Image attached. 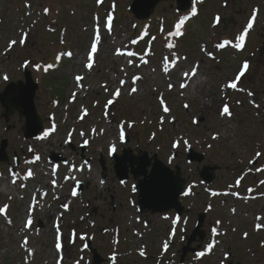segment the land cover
<instances>
[{
    "label": "rangeland",
    "instance_id": "1",
    "mask_svg": "<svg viewBox=\"0 0 264 264\" xmlns=\"http://www.w3.org/2000/svg\"><path fill=\"white\" fill-rule=\"evenodd\" d=\"M170 1L174 3V0ZM115 3L117 4L113 9L111 6ZM131 3L132 0H102L101 3L97 0H0V89L3 90L6 86L4 76L10 80L22 79L24 62L29 61L27 68L33 72L35 81L40 84L36 96L39 114L48 126L51 113H59L58 132L63 133L59 138L53 137L50 144L46 140L41 143L26 141L23 136L24 119L21 120L16 114L11 118L10 129L0 119V143L3 138L9 139L8 153L12 164L15 154L22 159L42 153L46 162L51 151L63 152L59 147H64L66 132L74 127H78L76 134L80 131L86 136H97L95 144L87 152V156L95 158H92L94 170L91 177H88V174L84 177L85 182L91 185L88 189L91 194L89 191L86 193L90 200H93L95 185L99 186L97 191L102 193L94 198L98 201L97 204L101 205L103 215L99 216L100 226L96 229L95 245L101 249L105 261L110 250L104 249L103 243L109 241L110 236H104L101 228L112 225V216L121 223L119 251L123 254V259L119 260V264L157 262L156 259L154 261L152 258L146 260L140 257L141 250L149 256L161 254L174 258L187 242L184 241L183 235L178 236L174 247H171L170 235L174 228L171 217L138 214L133 206L138 198L132 190L135 181L131 180L121 186L118 181L113 183L112 178L108 177L106 181L100 178L101 158L107 163L111 162L107 154L111 153L112 145L116 146L119 154L124 148H132L135 153L142 150L151 156L158 154L164 162L171 160V156L177 153L176 163H183L185 176L195 185L190 197L183 200V204L191 210L189 218L195 220L199 212L208 210L205 227L210 229L214 226L219 233L210 238L217 241L216 249L212 250L215 256L210 253L212 256L201 264H221L229 248L235 254L236 261H242L244 264H264V228L256 229L257 224H264V196L261 195L258 200L252 201L233 195L239 190L235 180L243 178L242 173L247 167H251L250 162L258 152L261 154L258 156L259 162L261 166L264 165V159L261 160L264 158V14L261 13L259 22L250 29L254 32L247 37L249 44L246 50L234 59L231 51L223 55L218 53L221 49L216 48L215 44L220 38L222 28H219L221 25L214 27L213 21L217 15L224 18L233 10L236 12L238 5L233 7L230 2L229 7H225V0H207L204 5L199 6L201 18L193 20L194 26H190L182 40L176 42L174 36L165 31L167 39L150 34L147 38L155 37L152 39L153 45H149V41L142 45L139 42L143 33L136 26L149 33L151 25L138 24L129 12ZM244 6L246 3H242V7ZM48 7L51 12L45 13L44 9ZM159 11L165 16L163 20L166 18V22L173 23L174 18L178 16L176 9L169 7L167 3L161 5ZM108 16L113 18L111 32L106 28ZM231 16L237 24L246 23L247 26L250 12L248 15L241 12ZM159 23L160 21H157L154 24L157 32L158 28H162ZM97 25L100 28L101 42L93 69L89 71L85 64L94 42ZM24 32L29 35L26 43L21 45L19 40ZM221 38L229 39L227 35ZM13 39L17 40V44L8 50L9 41ZM133 40L137 42L133 44ZM168 43H173L175 47L169 49ZM59 50L62 51L64 60L60 69L49 74L44 71L45 67H36L37 61L41 65H60L56 56ZM117 50L124 55H117ZM69 51L74 54L72 60L64 55ZM129 51L135 55H125V52ZM166 57L169 64L175 62V67L168 73L163 71ZM176 57L180 59L176 60ZM184 57L187 59H183ZM129 60L132 61L131 64L128 63ZM142 60H148V63L143 64ZM245 61L249 62V69L245 72L246 76L241 77L238 82V88L244 91L226 88L225 85L229 81L235 80ZM194 67L196 75L190 79L185 77L184 73H191ZM77 75L84 77L80 82L82 88L74 79ZM136 75H140L142 79L133 85V77ZM121 80L125 81L122 87ZM169 83L173 85L171 90L168 88ZM181 84H186V87L181 88ZM104 86L109 90L105 91ZM133 86L137 88V92L129 94ZM117 88L121 89L119 97L114 96ZM57 89L63 94L62 99L58 97L60 94H53ZM249 91L254 95L249 96ZM73 93H76L74 100ZM161 96L170 109L168 113L162 110ZM110 99L114 101L113 104L105 107ZM253 101L259 105L258 108L254 106ZM225 104L233 113L231 117L221 115ZM69 106L70 110L67 111ZM84 109H87L88 116L81 120ZM2 113L0 105V117ZM121 125L124 139L129 136L126 144L120 139ZM214 136L218 138L214 139ZM43 139L46 137L43 136ZM184 140L189 144L185 145ZM176 141H180V144L173 147ZM191 146L196 151L205 153L206 160L202 165L187 164L186 151ZM30 148L32 151H29ZM66 155L72 160H81L79 154L67 151ZM205 164L219 165L222 168L211 185H203L199 178V170ZM1 170L6 177L2 176L0 179V208L8 205V218L0 215V258H5L6 264H77L79 261L80 264H89L90 255L83 258L78 251L71 252L74 250L70 246V238L74 237L71 228H76L79 233L86 230V226L82 228L80 223L89 218L87 211L91 208H83L79 217V213L73 215L78 217L74 220L77 227H65L64 232L69 238V241L65 242L67 258L60 262L54 248L55 234L52 220L49 219V207L46 212L38 213L36 219L38 223V217L45 214L43 226H35L28 233L22 231L30 195L34 193V189L48 187L49 177L40 179L39 175L33 179L30 189L26 188L24 191V197L20 191L23 183L15 185L16 187L11 186L8 167L3 164ZM41 174L44 175L43 172ZM261 181H264V174L251 177V184L247 188L250 189L254 184L256 192L264 193V184L259 183ZM111 189L117 191L119 196L115 213L112 211L110 200ZM6 191H12L13 194L8 196ZM223 191H229L230 194L212 195V192ZM75 207L79 211L78 201L75 202ZM233 208L236 209L235 213ZM51 214L56 215V212ZM257 217L261 219L258 220ZM8 219L13 222L11 225L8 224ZM217 221L220 223L217 224ZM189 228L192 229L193 226ZM245 233L248 234L247 237ZM25 236L28 238V248L32 249V255L21 247ZM165 241L171 247L168 252H164ZM75 248L78 249L77 246ZM191 261L193 260L187 262Z\"/></svg>",
    "mask_w": 264,
    "mask_h": 264
},
{
    "label": "water",
    "instance_id": "2",
    "mask_svg": "<svg viewBox=\"0 0 264 264\" xmlns=\"http://www.w3.org/2000/svg\"><path fill=\"white\" fill-rule=\"evenodd\" d=\"M162 0H134L132 10L139 19H147L155 10L158 3ZM178 7L181 10H187L190 7V0H177ZM27 84L21 83L17 88L16 86H9L5 93L1 96V100H4L3 104L6 107V118L9 119L10 115L17 110L21 116H26V138L37 137L43 130L42 120L37 114L35 105V95L38 90V85L33 83L31 74H26ZM11 97H10V96ZM8 141L4 140L0 148V164L3 161H8L7 156ZM131 150H125L124 155L117 159V171L122 180L127 179V162L132 164L137 163L136 158L133 157ZM142 162L138 165V169L133 170L135 178L144 177L139 181L138 189L140 191V204L143 209L152 210L153 213L166 212L170 209H177L179 212L183 211L179 203V197L183 192L185 180L182 179L181 172H172L161 161L155 157V164L148 174L147 168L150 165L148 160V154L145 152L140 158ZM203 155L196 154L192 151L189 152L190 162H202ZM217 168L205 167L201 173L202 178L206 182H211L214 179V171ZM204 216H200V223L198 227L202 225ZM191 243V242H190ZM95 255V263H99V256L92 250ZM186 253V252H185ZM184 259V257H183Z\"/></svg>",
    "mask_w": 264,
    "mask_h": 264
},
{
    "label": "snow or ice",
    "instance_id": "3",
    "mask_svg": "<svg viewBox=\"0 0 264 264\" xmlns=\"http://www.w3.org/2000/svg\"><path fill=\"white\" fill-rule=\"evenodd\" d=\"M97 2H98V3H101L102 0H97ZM44 11H45V13H48L49 10L46 8V9H44ZM192 15H193V16L196 15V9H195V8L192 9ZM185 19H187V17H185ZM255 19H256V17H255V15H253L252 19L248 22V24H247V26H246V28H245L243 34H241V35L238 36V38H237V39H238V43H236V44L234 45V47H235L236 49H240V50H242V49L245 47V39H246V36L248 35V30H250V29L253 28V24H254V22H255ZM184 22H185L184 19H181L180 22H179V24L176 25V30H175V32H174V33H171V35H174V36H181V35L183 34V33L181 32V27L184 25ZM220 22H221V18H220V16L217 15V16L215 17V23H216L217 25H219ZM112 24H113V18H112V16H108V18H107V24H106V28H107V31H108V32H111V30H112ZM28 35H29V34H28L27 32L22 33V35H21V37H20V40H19V43H20L21 45H24V44L26 43V41H27V39H28ZM145 35H147V33H145ZM152 39L154 40L155 37H153ZM100 42H101L100 28H99V25H97V28H96V34H95V38H94V42L91 44L90 52H89L88 57H87V63L85 64V68H86L87 70H89V71H91V70L93 69V66H94V63H95V55H96V53H97V51H98V45L100 44ZM136 42H137L136 40H133V41H132L133 44H135ZM230 43H231V41H229V40H224L223 42L218 43V44L216 45V48H218V49H223V48H225L227 45H229ZM16 44H17V40H15V39L9 41V44H8V50H11ZM167 47H168L169 49H173V48L175 47V45H174L173 43H168V44H167ZM64 55H67L68 57H71L73 54H72V52L69 51V52L65 53ZM117 55H124V53H122V52H120L119 50H117ZM126 55H127L128 57H132V56L135 55V53L129 51V52L126 53ZM209 55H211V54H209ZM57 59L59 60L60 57L58 56ZM179 59H180V57H176V60H179ZM183 59H187V57H184ZM28 63H30V62H29V61H25V62H24V66H27ZM128 63L131 64L132 61L129 60ZM142 63H143V64H147V63H148V60H142ZM137 66H139V65H137ZM36 67L39 68V65H37ZM52 67H53V65L49 64V65H47V66L44 68V71L47 72V71H48L50 68H52ZM172 67H175V62H173L172 64H169V63L167 62V57H166V58H165V63L163 64V71H164V73H168L169 70H170V68H172ZM197 67H198V66H197ZM248 69H249V62L245 61V62L243 63V66H242L241 71H240V72L237 74V76L235 77V80L229 81V82L225 85V87H226V88H229V89L237 90V91H244L242 88H238V82L241 80V77H243V76L245 75V72H246ZM195 75H196V68H195V67L192 69L191 73H189V72H185V73H184V76H185V77H189V79H190L192 76H195ZM4 79L7 80L8 77H7V76H4ZM74 79H75V81L77 82V85L80 86V87L82 88L83 85H81L80 82H81L82 80H84V77L81 76V75H77V76L74 77ZM141 79H142V77H141L140 75H136V76H134V77H133V81H132V82H133V85H135L136 81H139V80H141ZM120 83H121V87H122V86L124 85L125 81H124V80H121ZM104 87H105V91H108V90H109V89L107 88V86H104ZM172 87H173V85H172L171 83H169V85H168L169 90H171ZM180 87H181V88H184V87H186V84H181ZM136 92H137V88H136L135 86H133V87L131 88V92H130L129 94L136 93ZM120 95H121V89H120V88H117V89L115 90V92H114V96H115V97H119ZM248 95H249V96H253L254 93H252L251 91H249V92H248ZM75 97H76V93H73V100L75 99ZM113 102H114V101H113L112 99L108 100V102H107V104L105 105V107H107V106H109V105H112ZM160 103H161V105H162V110H163V112L168 113V112L170 111V109H169V107L167 106V104L165 103V101H164V99H163L162 96H161V98H160ZM253 104H254L255 107H257V108L259 107V105H258V104H255L254 101H253ZM185 107L187 108L188 105L186 104ZM87 115H88L87 109H84L83 115L80 117V119L83 120L84 117L87 116ZM221 115H222V116H225V115H226V116H228V117H231V116L233 115V113L230 111V108H229V106H228L227 104H225V105L223 106V108H222V110H221ZM129 127H131V124H129ZM52 131H55V126H53ZM93 131H95V130H93ZM48 135H49L48 132H45V133H44V137H47ZM81 135H84V133H81ZM124 135H125V134H124V131H123V125H121V131H120V139H121V140H124ZM213 138L216 139V138H218V136H214ZM84 143H85V145H87V144H88V141L85 140ZM183 143H184L185 145H188V144H189V142H188L187 140H184ZM179 144H180V141H176V142H174L173 147H178ZM29 151H32V149L30 148ZM116 151H117L116 146H115V145H112L111 148H110V152L115 153ZM259 155H260V153L258 152V153H257V156H259ZM40 159H41V158H40L39 155H37V156L35 157V160H36V161H39ZM250 163H251V162H250ZM85 166L88 168L89 171L91 170V164H89V162H88L87 160H85L84 163H83L79 168H75L74 165H73V168H74V170H76V171H83ZM257 171H264V169H259V168H258ZM53 174H55V172H54ZM17 175H18L17 173H13V176H14V177L17 176ZM33 176H34V172H33L31 169H29V170L27 171V174H26V176H25V179H27V178H29V177H33ZM66 179H68V177H66ZM71 179L75 180L76 177L73 176V177H71ZM12 183L15 184V183H16V180L13 179ZM52 183H53V185H55V184H56V181L53 180ZM76 183H77V185H79L80 181L77 180ZM101 183H104V181L102 180ZM121 183L123 184V183H125V182H124V181H121ZM260 183H261V184H264V181H261ZM236 184H237V186L240 184V180H239V179L236 181ZM132 190H133V191L136 190V186H135V185L132 186ZM189 191H191V189H189ZM249 191H251V189H249ZM187 194H188V193H185V195H187ZM72 195H73V196H76V195H77V192H76L75 190H73ZM212 195H213V196H216V195H219V193H217V192H212ZM225 195H227V193H225ZM233 195H238V193H233ZM34 200H35V198H34ZM35 207H36V204H35V203H34L33 205L30 206L29 213H28V217H27V220H26V222H25L24 229H22V231H23V230L30 229V228L33 226L34 221H33L32 211H33V209H34ZM63 207H64L65 209H67V208H68V205L65 204V205H63ZM7 208H8V205H5L3 208H0V213L6 214ZM232 211H233V213H235L236 209L233 208ZM257 219L259 220V219H261V217H257ZM179 221H180V217L177 216V217L175 218V220L173 221V223H178ZM7 222H8L9 225L12 224L11 219H8ZM219 223H220V221H217V224H219ZM56 227H57V232L59 233V231H60V229H59V225L57 224ZM262 228H264V224H257V225H256V229H257V230H260V229H262ZM175 231H176L175 228H173V229H172V235H173V236L175 235ZM212 232H213L214 234H216V235H219V233H218V231H217L216 228H213V229H212ZM244 235H245V237H247L248 234L245 233ZM84 238H85V237H81V239H84ZM57 239H58V241H59V236H58ZM216 243H217V241H213V242H211V243H209V244L207 245V252H208V253H211V252H212V250L214 249ZM28 244H29L28 238L25 236L24 240H23L22 243H21V247L24 248V249L29 253V255H32V254H33L32 249L28 248ZM56 247L59 249V248L61 247V244L58 242L57 245H56ZM85 247H87V246H85ZM163 247H164V250H165V251L168 250L169 244H168L167 241L164 242ZM140 255H141V256L145 255V253H144L143 250H141ZM204 255H205V252L202 251V252H199V253L197 254V257L200 258V257H203ZM113 259H115V257H113ZM77 264H79V262H77Z\"/></svg>",
    "mask_w": 264,
    "mask_h": 264
},
{
    "label": "flooded vegetation",
    "instance_id": "4",
    "mask_svg": "<svg viewBox=\"0 0 264 264\" xmlns=\"http://www.w3.org/2000/svg\"><path fill=\"white\" fill-rule=\"evenodd\" d=\"M240 1H243V0H240ZM114 192H115L114 196L117 197V191H114ZM101 211H102V210L98 209L97 213H95L93 216H90L91 219L89 220V224H90V226H91L93 229H94V228L97 229V227L100 226V223H99V216H100V217L103 216V215L101 214ZM114 221H115V218L113 217V218H112V221H110V223L113 224ZM92 228H91V230H92Z\"/></svg>",
    "mask_w": 264,
    "mask_h": 264
}]
</instances>
